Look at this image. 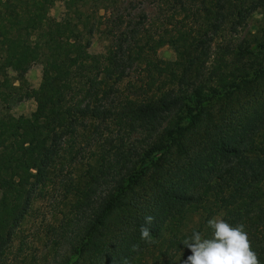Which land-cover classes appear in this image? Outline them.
Here are the masks:
<instances>
[{
  "label": "trees",
  "instance_id": "16d2710c",
  "mask_svg": "<svg viewBox=\"0 0 264 264\" xmlns=\"http://www.w3.org/2000/svg\"><path fill=\"white\" fill-rule=\"evenodd\" d=\"M118 6L0 0L6 111L41 65L33 112L0 115V264H184L183 241L211 238L215 217L244 225L264 264V0H165L150 23ZM256 12L253 34L216 42ZM94 34L109 41L101 56ZM165 46L174 59L162 74ZM64 159L80 167L66 185L72 213L40 248L23 225Z\"/></svg>",
  "mask_w": 264,
  "mask_h": 264
},
{
  "label": "rangeland",
  "instance_id": "374dc122",
  "mask_svg": "<svg viewBox=\"0 0 264 264\" xmlns=\"http://www.w3.org/2000/svg\"><path fill=\"white\" fill-rule=\"evenodd\" d=\"M119 11L125 17L135 18L145 16L150 23L156 18V8L162 6L165 0H117ZM170 7V6H169ZM166 9V8H165ZM62 10L60 2H56L49 10V15L58 18ZM119 12V13H120ZM260 25V15L256 12L251 15L246 21V26L241 29H236L233 32L231 28L225 26L219 36L216 38L217 43L236 44L238 41L249 34H253ZM102 28V27H101ZM109 41L102 34H94L90 41L89 52L93 55H103ZM213 48V46H212ZM157 57L160 59V68L162 74L167 72V63L174 59L172 51L168 47H162L157 52ZM40 63L33 64L27 71L25 77L27 81L26 90L29 97L18 103L10 102L9 108L6 111L0 105V115L9 113L12 116L24 115L28 116L33 112L35 104L32 99L40 82ZM77 149L81 155L85 156L84 144H79L77 141ZM74 149L76 150V144ZM80 167L69 165L67 160H61L57 163L51 172V176L44 186L37 188L32 202V207L29 216L23 225V235L26 240L33 241L39 244V247L47 245L49 236L48 231L55 224L72 213V197L66 187L68 179L74 178V175L79 172ZM39 240V242H38ZM37 244V245H38Z\"/></svg>",
  "mask_w": 264,
  "mask_h": 264
},
{
  "label": "clouds",
  "instance_id": "9594fccd",
  "mask_svg": "<svg viewBox=\"0 0 264 264\" xmlns=\"http://www.w3.org/2000/svg\"><path fill=\"white\" fill-rule=\"evenodd\" d=\"M152 215L144 216L140 227L141 239L151 236L150 225L154 222ZM213 229L211 238H203L199 232H193L183 245L190 250L184 264H260L257 253L252 246L244 225L231 226L220 217L208 221Z\"/></svg>",
  "mask_w": 264,
  "mask_h": 264
}]
</instances>
